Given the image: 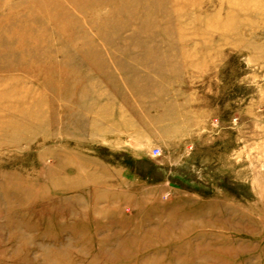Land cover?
Returning a JSON list of instances; mask_svg holds the SVG:
<instances>
[{
    "label": "rangeland",
    "instance_id": "rangeland-1",
    "mask_svg": "<svg viewBox=\"0 0 264 264\" xmlns=\"http://www.w3.org/2000/svg\"><path fill=\"white\" fill-rule=\"evenodd\" d=\"M0 264H264V0H0Z\"/></svg>",
    "mask_w": 264,
    "mask_h": 264
},
{
    "label": "built area",
    "instance_id": "built-area-1",
    "mask_svg": "<svg viewBox=\"0 0 264 264\" xmlns=\"http://www.w3.org/2000/svg\"><path fill=\"white\" fill-rule=\"evenodd\" d=\"M162 154V151L160 148H155L154 149V152H153V155L154 156H160Z\"/></svg>",
    "mask_w": 264,
    "mask_h": 264
}]
</instances>
